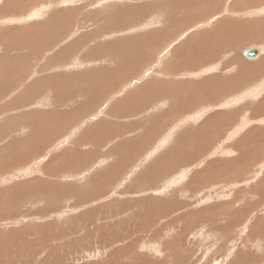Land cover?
<instances>
[{
    "label": "rangeland",
    "instance_id": "374dc122",
    "mask_svg": "<svg viewBox=\"0 0 264 264\" xmlns=\"http://www.w3.org/2000/svg\"><path fill=\"white\" fill-rule=\"evenodd\" d=\"M260 59L264 0H0V264H264Z\"/></svg>",
    "mask_w": 264,
    "mask_h": 264
},
{
    "label": "water",
    "instance_id": "95a60500",
    "mask_svg": "<svg viewBox=\"0 0 264 264\" xmlns=\"http://www.w3.org/2000/svg\"><path fill=\"white\" fill-rule=\"evenodd\" d=\"M242 54L246 60H254L259 56L260 49L258 47L248 48Z\"/></svg>",
    "mask_w": 264,
    "mask_h": 264
},
{
    "label": "bare ground",
    "instance_id": "6f19581e",
    "mask_svg": "<svg viewBox=\"0 0 264 264\" xmlns=\"http://www.w3.org/2000/svg\"><path fill=\"white\" fill-rule=\"evenodd\" d=\"M52 43V42H51ZM209 45V44H208ZM210 46V45H209ZM207 48V47H206ZM206 50H208V48L206 49ZM260 55V54H259ZM65 57V56H64ZM263 59H260V61H254V64L256 65V64H260L261 66H263L264 64H263ZM255 62H257V63H255ZM90 63V62H89ZM248 64H250L249 62H248ZM253 64V65H254ZM251 65V64H250ZM250 65H248V67H250ZM250 70L252 71V68L250 67ZM241 73H243V72H241ZM243 75H245V74H240L239 73V75H237V76H241V78H243L244 76ZM248 76V75H247ZM235 78V77H234ZM252 79V78H251ZM214 86V85H213ZM6 149V148H5ZM45 168V167H44ZM47 169V168H46ZM45 172V171H44Z\"/></svg>",
    "mask_w": 264,
    "mask_h": 264
}]
</instances>
